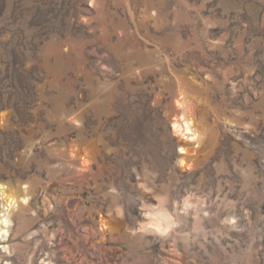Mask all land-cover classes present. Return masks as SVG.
I'll list each match as a JSON object with an SVG mask.
<instances>
[{
	"label": "rangeland",
	"instance_id": "obj_1",
	"mask_svg": "<svg viewBox=\"0 0 264 264\" xmlns=\"http://www.w3.org/2000/svg\"><path fill=\"white\" fill-rule=\"evenodd\" d=\"M96 2L0 0V264H264V0Z\"/></svg>",
	"mask_w": 264,
	"mask_h": 264
},
{
	"label": "bare ground",
	"instance_id": "obj_2",
	"mask_svg": "<svg viewBox=\"0 0 264 264\" xmlns=\"http://www.w3.org/2000/svg\"><path fill=\"white\" fill-rule=\"evenodd\" d=\"M96 5H97L96 0H90L91 7H96ZM176 107H177V110H175V112L180 111L182 112L183 115H186V109H185L186 105H183V103H179V101L177 100ZM187 117L188 119H184L183 116L180 117V120L184 122L183 124H180V120L176 118L172 122V129H173L174 135H176L177 132L179 133L181 126L184 127L185 135H187L186 137L178 138V144L182 150L178 156V161H179V165L181 168H184V167L189 168L192 164L196 162L198 151L193 147L192 142L193 144L197 145V147L201 143V139L199 138L200 130L198 129L199 126L197 125V122L192 119V114H189ZM75 152L80 153L79 155L77 154L80 160H82L83 162L88 161L90 153L86 149H82V150L76 149ZM1 192H2V196L4 195V198H5L4 203L8 206L7 207L5 205L3 207L2 210L4 212L9 210V206L15 207V205L19 203V199L13 198L11 195L7 194L4 189H1ZM168 222H169L168 220L163 221V219L158 217L155 219L154 222H151V225L157 231H162L168 226L167 225ZM2 223L6 225L8 223V220L5 218L1 220V224ZM2 232L3 231L0 228V237L2 236L1 234Z\"/></svg>",
	"mask_w": 264,
	"mask_h": 264
}]
</instances>
